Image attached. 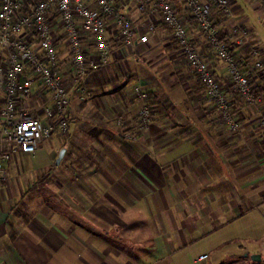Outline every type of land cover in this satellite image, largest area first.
<instances>
[{
  "label": "crops",
  "instance_id": "0c3cea01",
  "mask_svg": "<svg viewBox=\"0 0 264 264\" xmlns=\"http://www.w3.org/2000/svg\"><path fill=\"white\" fill-rule=\"evenodd\" d=\"M236 2L252 13L248 25L241 24L251 30L248 47L232 46L247 69L251 49L264 63V12L260 3L247 9ZM128 7L124 11L140 27L142 16ZM167 32L159 25L154 36L129 49L118 45L109 21L107 62L86 70L83 91L71 88L67 130L49 135L67 143L59 162L49 167L56 156L41 143L33 154L19 150L8 160L0 183V264H205L206 259L246 264V255L258 251L241 242L264 237V134L258 112L239 101L223 63L203 46L238 123L236 132L224 128L190 70L174 69L167 52L156 54L157 40ZM54 42L68 80L66 43L57 32ZM93 56L89 50L87 57ZM136 83L150 95V123L143 130L137 128V99L131 93ZM254 93L260 94V82ZM46 100L35 90L31 108ZM256 105L264 111V95ZM117 118L134 139L120 137ZM51 172L57 177L46 180ZM53 198L61 209H53ZM136 205L144 222L134 228ZM22 207L29 209L24 225L17 216ZM202 241L205 245L193 247Z\"/></svg>",
  "mask_w": 264,
  "mask_h": 264
},
{
  "label": "built area",
  "instance_id": "2783aa9c",
  "mask_svg": "<svg viewBox=\"0 0 264 264\" xmlns=\"http://www.w3.org/2000/svg\"><path fill=\"white\" fill-rule=\"evenodd\" d=\"M179 1L184 6L185 18L177 14L173 0H0V183L13 154L19 150L33 154L53 131L66 132L71 88L83 91L81 82L86 70L105 64L109 58V21L116 28L118 45L129 49L145 43L156 32L157 25L165 26L190 72L204 86L220 124L236 132L238 123L221 81L212 74L188 35L186 20H193L205 46L223 63L239 101L258 112V124L264 134V111L256 105L264 95V63L258 50L251 49L250 68L243 69L232 51L233 45L247 39L249 29L235 24L225 36H219L211 9L228 15V0ZM257 1L264 12V0ZM129 5L142 16L140 27L124 11ZM55 32L68 49V80L60 72ZM89 50L94 54L92 58L87 57ZM258 82L260 94L256 95L254 88ZM35 90H40L47 100L31 108ZM131 93L137 99V128L143 130L150 123V95L140 83L132 86ZM116 123L121 138H135V134L124 130L120 119ZM203 257L205 254L196 259Z\"/></svg>",
  "mask_w": 264,
  "mask_h": 264
},
{
  "label": "rangeland",
  "instance_id": "374dc122",
  "mask_svg": "<svg viewBox=\"0 0 264 264\" xmlns=\"http://www.w3.org/2000/svg\"><path fill=\"white\" fill-rule=\"evenodd\" d=\"M237 0H228V7H229V14L225 15L221 10L218 9H211V17L214 21L215 27L217 28L218 31L221 32H227L230 31L232 26L235 24H238L242 27H246L243 26L241 24H246V20H249L248 15L252 16V13L250 10L245 11V9L241 10L237 8ZM243 3H245L246 5H248L247 9H250L252 6H258L259 2H256L255 0H241ZM174 2V8L177 12V14L181 17V18H185V10H184V6L182 5V3L179 0H173ZM187 29H189L188 31V35L190 36V38L192 39H199L200 43L202 44L201 47H199L198 43H194L195 46L202 52V47H205V43H204V38L202 37V34L200 32V30L198 29L196 23L191 20V19H187ZM185 21V22H186ZM159 25H157L156 31L158 30ZM247 28L249 29V35L247 37V39L242 43L244 45V49L248 46L245 47V45H247L248 42H251V30L250 28L247 26ZM156 33V32H155ZM154 36V35H153ZM195 40V41H197ZM157 47L155 49L156 54H158L160 52V50L167 52L170 55V60L171 62H173V64H175L174 69L176 68L177 70L183 72V73H187L188 72V66L185 63V61L182 59L179 50L177 48V46L175 45V43L173 42V40L170 37L169 31L166 34H163L159 37V39L157 40ZM63 44V43H62ZM241 45V44H240ZM67 48V47H66ZM206 48V47H205ZM68 50V49H67ZM64 52H66L65 49V44H64V48L63 50ZM204 52V50H203ZM67 72H70V68H67ZM185 76V75H184ZM187 77V76H185ZM56 133L57 135H64L65 133H59L56 130L53 131V134ZM63 138V142L60 143V141H56V136L51 135L47 138H44L41 141V147L48 151L51 158H53L54 156L57 155L58 151L60 149H63L65 146H67V143L65 142V138ZM54 161H50V165L49 167H54L53 164ZM48 167V168H49ZM56 176L55 173L51 172L49 175H47L46 180L48 179L49 181L54 179ZM51 206L54 207L53 209L59 210L61 208H59L61 205H59L56 201L55 198L52 199V203ZM21 207V206H20ZM24 207L19 208V214L17 215L18 218H20V221L22 225H24V219L28 217L27 215V211L23 210ZM27 209V208H26ZM34 207L31 206V210H33ZM55 210V211H56ZM133 216L135 220H130V224H133V227H137L138 225H140V223L142 224V219L141 216L138 214L139 210H138V206H134L133 210H132ZM29 214V213H28ZM111 237V234L109 235ZM208 238H205V240L203 241H207ZM199 242L197 244H195V246L193 247H201L202 245H205L204 242ZM241 241V240H240ZM243 246L246 247L247 249H253L254 247L257 248V252L255 253H249L248 255H246L245 257V262L246 264H264V237H260V238H256V239H248V240H242L241 241ZM245 253V252H244ZM251 254H255L259 256V259H251L250 255ZM205 264H212L211 262H209V259L204 260L203 261ZM224 264H232L229 261H225Z\"/></svg>",
  "mask_w": 264,
  "mask_h": 264
},
{
  "label": "water",
  "instance_id": "95a60500",
  "mask_svg": "<svg viewBox=\"0 0 264 264\" xmlns=\"http://www.w3.org/2000/svg\"><path fill=\"white\" fill-rule=\"evenodd\" d=\"M63 150H64V149H60V150L58 151V153H57V155H56V157H55V159H54V163H55V164H57V163L59 162V160H60V158H61V156H62V154H63ZM243 255L245 256L246 253H243ZM250 258H251V259H259V256H258V255H255V254H251V255H250Z\"/></svg>",
  "mask_w": 264,
  "mask_h": 264
},
{
  "label": "trees",
  "instance_id": "16d2710c",
  "mask_svg": "<svg viewBox=\"0 0 264 264\" xmlns=\"http://www.w3.org/2000/svg\"><path fill=\"white\" fill-rule=\"evenodd\" d=\"M163 26V25H162ZM165 27V26H164ZM166 28V27H165ZM218 32V34H219V36L220 37H223V36H225V34L224 33H222V32H220V31H217Z\"/></svg>",
  "mask_w": 264,
  "mask_h": 264
}]
</instances>
